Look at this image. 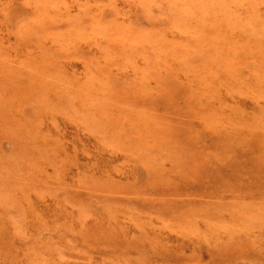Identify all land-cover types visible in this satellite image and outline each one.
Returning <instances> with one entry per match:
<instances>
[{"label": "rangeland", "instance_id": "rangeland-1", "mask_svg": "<svg viewBox=\"0 0 264 264\" xmlns=\"http://www.w3.org/2000/svg\"><path fill=\"white\" fill-rule=\"evenodd\" d=\"M0 264H264V0H0Z\"/></svg>", "mask_w": 264, "mask_h": 264}]
</instances>
